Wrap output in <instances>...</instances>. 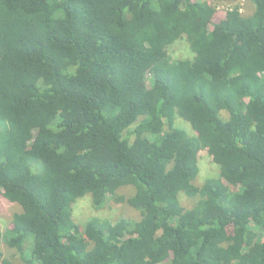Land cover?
Here are the masks:
<instances>
[{
	"label": "trees",
	"instance_id": "trees-1",
	"mask_svg": "<svg viewBox=\"0 0 264 264\" xmlns=\"http://www.w3.org/2000/svg\"><path fill=\"white\" fill-rule=\"evenodd\" d=\"M238 1L0 0V195L21 209L0 241L22 264H264V0ZM84 197L140 219L80 226Z\"/></svg>",
	"mask_w": 264,
	"mask_h": 264
},
{
	"label": "rangeland",
	"instance_id": "rangeland-1",
	"mask_svg": "<svg viewBox=\"0 0 264 264\" xmlns=\"http://www.w3.org/2000/svg\"><path fill=\"white\" fill-rule=\"evenodd\" d=\"M238 5L240 7L239 11L244 15H250L253 12L254 7L250 0H239ZM219 9L222 8L220 7ZM168 53L171 58L179 60L191 59L192 56L189 45L185 40L177 42L171 46L168 49ZM177 125L178 127L187 130L186 123L184 122L177 121ZM198 167L200 170L198 183H203L205 179L216 177L219 174V168L216 166L214 167V165L211 164L210 158L204 152L199 154ZM119 194L130 196L133 194V188L124 187L119 191ZM181 198H183L181 199L183 205L188 206L190 204V200L187 197L182 196ZM20 210L21 209L18 205L6 201L0 195V230L2 232L11 221L12 216L15 213L20 212ZM92 218H98L110 222H116L120 219L135 221L140 219V214L128 206H125V204H118L114 201L109 202V204L102 210L95 211L91 205L89 197H84L82 200H79L74 204L73 219L77 224L84 226V224ZM4 260H8L11 264H22L21 260L15 256V253L0 241V264H3Z\"/></svg>",
	"mask_w": 264,
	"mask_h": 264
}]
</instances>
